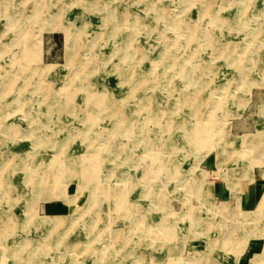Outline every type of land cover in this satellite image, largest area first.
<instances>
[{"label":"rangeland","instance_id":"374dc122","mask_svg":"<svg viewBox=\"0 0 264 264\" xmlns=\"http://www.w3.org/2000/svg\"><path fill=\"white\" fill-rule=\"evenodd\" d=\"M0 67V264L264 250V210L236 209L264 149V0H0Z\"/></svg>","mask_w":264,"mask_h":264},{"label":"crops","instance_id":"0c3cea01","mask_svg":"<svg viewBox=\"0 0 264 264\" xmlns=\"http://www.w3.org/2000/svg\"><path fill=\"white\" fill-rule=\"evenodd\" d=\"M54 36L52 35L51 40H54L53 38ZM264 102V100L262 99L261 93L259 91L254 90L252 93V97H251V110L254 107H257L259 109V105L262 104ZM251 116L254 115L255 112L251 111L250 112ZM253 118V116L251 117V119ZM263 124V122H262ZM261 124V125H262ZM258 126V127H257ZM257 129H263L260 125H256L254 127V133L252 135H254V138L259 139V138H263L262 139V143L259 142V144H263L264 145V134L259 137L257 134ZM257 134V135H256ZM243 135V134H242ZM259 139V140H261ZM252 152V156L256 159H260V163L255 165L253 173H252V180H247L248 183V187L245 189L246 191H244L245 193L243 194V196L241 197L240 201L237 203L236 209L240 212H247V211H252V210H256L258 208V206H260V208L262 209V211L264 210V149L260 150L257 149L255 151H251ZM256 167L261 168V170L259 172L256 173ZM220 197L221 199L224 198L225 195V189L220 187V185L218 184L216 187L213 186V195ZM245 209V210H243ZM264 244V243H263ZM249 248V250L252 251V256L255 253H258L263 245H260V242L258 243V241H251L248 243H246L243 252L246 248ZM247 248V249H248ZM243 252L241 253V255L243 254ZM241 257V256H240ZM251 259V258H250ZM240 259L238 260L239 263ZM250 261V260H249ZM249 264V263H248Z\"/></svg>","mask_w":264,"mask_h":264},{"label":"bare ground","instance_id":"6f19581e","mask_svg":"<svg viewBox=\"0 0 264 264\" xmlns=\"http://www.w3.org/2000/svg\"><path fill=\"white\" fill-rule=\"evenodd\" d=\"M162 3V2H161ZM168 3V2H167ZM166 4V3H165ZM36 7V6H35ZM31 11V10H30ZM29 11V12H30ZM160 14V13H159ZM36 16V15H35ZM181 19V18H180ZM38 20H39V18H38ZM179 20V19H178ZM37 21V20H36ZM174 21H175V19H174ZM30 22V21H29ZM185 22V21H184ZM30 24V23H29ZM258 32V31H257ZM193 33V32H192ZM131 38V37H130ZM5 42V41H4ZM10 42V41H9ZM2 43V42H1ZM21 46V45H20ZM24 56V55H23ZM14 58V57H13ZM15 59V58H14ZM1 63H3V62H1ZM10 63V62H9ZM191 63V62H190ZM25 65V64H24ZM23 65V66H24ZM16 67V66H15ZM1 68V67H0ZM3 69V68H2ZM23 69H24V67H23ZM1 70V69H0ZM21 70V69H20ZM28 70V69H27ZM33 72H34V70H33ZM36 72V71H35ZM3 73H4V71H3ZM3 75V74H2ZM19 75V74H18ZM20 76V75H19ZM12 77H13V75H12ZM16 77H17V75H16ZM1 78V77H0ZM23 78V77H22ZM16 79H18V78H16ZM38 79V78H37ZM12 80V79H11ZM17 81V80H16ZM29 81V80H28ZM38 81V80H37ZM22 82V81H21ZM28 83V82H27ZM44 83H46V82H44ZM43 83V84H44ZM10 84V83H9ZM24 85H26V84H24ZM45 85H48V84H45ZM38 86V85H37ZM6 89V88H5ZM235 100V99H234ZM222 101V100H221ZM124 117H126V116H124ZM124 119V118H123ZM122 119V120H123ZM219 135V134H218ZM87 174V173H86ZM89 175V174H88ZM50 179V176L47 174V175H44V177H42L41 179H40V181L39 182H37V183H35L34 185H32L31 186V188H33V187H37V184L39 185V184H41V183H43V182H46V181H48ZM52 182H53V180H51ZM95 181V180H94ZM34 182V181H33ZM100 186V187H99ZM99 186H95V188H94V190H96L98 187V189H99V191H104V186L102 185V184H100ZM5 187H6V183H3L2 181H0V190H2V189H5ZM30 188V189H31ZM115 191V190H114ZM39 194V193H38ZM37 195V194H36ZM39 196V195H38ZM36 200V199H35ZM93 204V203H92ZM93 205H85L84 206V209H85V211H84V209H83V211L84 212H82L83 214H84V219H85V223H86V225L89 227V225H90V223L92 224V226H93V224H95V222L97 221V219H99L100 217H98L99 215L97 214V212L95 211V210H91V207H92ZM33 207V200H32V197H27L26 198V200H25V204H24V211H25V215L28 217L30 214H31V208ZM88 210H87V209ZM2 210V209H1ZM4 211V210H3ZM259 212V211H258ZM256 213V212H255ZM32 215V214H31ZM188 217V216H187ZM31 218V217H30ZM35 219V218H34ZM109 219H110V217H109ZM184 219V218H183ZM187 219V218H186ZM190 219V218H189ZM44 220V219H43ZM107 220V219H106ZM30 221H31V219H30ZM29 221V222H30ZM33 221V220H32ZM10 222V221H9ZM28 223V222H27ZM55 224L57 225V224H59V221H55ZM29 226V225H28ZM73 226V225H72ZM107 227V226H106ZM73 230V229H72ZM34 231V230H33ZM34 233V232H33ZM67 238V237H66ZM121 239V238H120ZM122 239H123V237H122ZM126 239V238H125ZM44 240V239H43ZM40 242V241H39ZM41 242H43V241H41ZM28 244V243H27ZM42 244V243H41ZM64 245V248H67L68 249V246H69V244H70V240H68V239H66V241L63 243ZM33 247V246H32ZM34 248H36V246H34L33 247V249ZM66 249V250H67ZM35 250V249H34ZM26 251V250H25ZM33 250H32V253H29V255L27 254V256H25L24 257V259L25 260H28L31 256H32V254H33ZM87 254V253H86ZM21 255V254H20ZM84 255V254H83ZM22 257V256H21ZM235 258H237V254L236 255H234V259ZM77 259V258H76ZM236 260V259H235ZM71 261V260H70ZM263 261H264V250L261 252V253H259V254H257L256 256H254L253 258H252V260H251V262H250V264H263ZM79 263V262H78ZM77 263V264H78ZM71 264H75V263H73V261H71Z\"/></svg>","mask_w":264,"mask_h":264}]
</instances>
